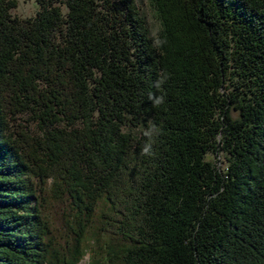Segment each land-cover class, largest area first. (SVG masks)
Returning a JSON list of instances; mask_svg holds the SVG:
<instances>
[{
	"label": "trees",
	"instance_id": "16d2710c",
	"mask_svg": "<svg viewBox=\"0 0 264 264\" xmlns=\"http://www.w3.org/2000/svg\"><path fill=\"white\" fill-rule=\"evenodd\" d=\"M34 1L0 0V264H264V0H151L156 37L136 0Z\"/></svg>",
	"mask_w": 264,
	"mask_h": 264
},
{
	"label": "rangeland",
	"instance_id": "374dc122",
	"mask_svg": "<svg viewBox=\"0 0 264 264\" xmlns=\"http://www.w3.org/2000/svg\"><path fill=\"white\" fill-rule=\"evenodd\" d=\"M140 9L141 15L146 21V26L149 31V35L156 37L160 32L162 26L157 16L156 10L151 0H136ZM40 9V5L34 0H18V6L11 9V15L18 18H30L34 17L36 12ZM238 113L234 110L233 116L237 117ZM12 128L23 125L32 135L39 137L41 130L39 129L37 122L32 119L29 114L18 115L13 121H11ZM63 125H60V127ZM52 127H46L50 129ZM125 131L131 132L133 135H139V128L125 126ZM229 154L221 150L217 154L209 153L207 159L212 161L220 169H225L229 163ZM78 264H93L92 252L88 251Z\"/></svg>",
	"mask_w": 264,
	"mask_h": 264
},
{
	"label": "clouds",
	"instance_id": "9594fccd",
	"mask_svg": "<svg viewBox=\"0 0 264 264\" xmlns=\"http://www.w3.org/2000/svg\"><path fill=\"white\" fill-rule=\"evenodd\" d=\"M167 82L166 75H158L157 80L154 82V87L159 91L162 88V85ZM148 99L152 102L154 107H160L165 103L164 94H154L149 93ZM160 134V129L153 121H149L148 127L143 130V136L146 138V143L141 149V154L145 156H153L155 153L153 151V144L155 143L154 136Z\"/></svg>",
	"mask_w": 264,
	"mask_h": 264
}]
</instances>
